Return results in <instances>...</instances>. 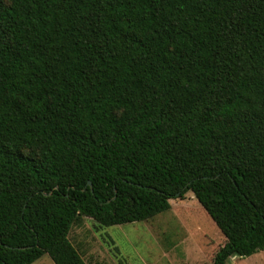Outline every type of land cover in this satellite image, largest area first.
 I'll return each instance as SVG.
<instances>
[{"label":"trees","instance_id":"16d2710c","mask_svg":"<svg viewBox=\"0 0 264 264\" xmlns=\"http://www.w3.org/2000/svg\"><path fill=\"white\" fill-rule=\"evenodd\" d=\"M187 191L212 264L264 250V0H0V264Z\"/></svg>","mask_w":264,"mask_h":264},{"label":"rangeland","instance_id":"374dc122","mask_svg":"<svg viewBox=\"0 0 264 264\" xmlns=\"http://www.w3.org/2000/svg\"><path fill=\"white\" fill-rule=\"evenodd\" d=\"M167 211L141 222L104 227L74 222L68 239L86 264H212L224 237L191 191ZM31 264H54L47 254ZM227 264H264V250L231 256Z\"/></svg>","mask_w":264,"mask_h":264},{"label":"water","instance_id":"95a60500","mask_svg":"<svg viewBox=\"0 0 264 264\" xmlns=\"http://www.w3.org/2000/svg\"><path fill=\"white\" fill-rule=\"evenodd\" d=\"M88 185H90V182H88Z\"/></svg>","mask_w":264,"mask_h":264}]
</instances>
